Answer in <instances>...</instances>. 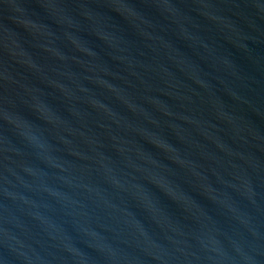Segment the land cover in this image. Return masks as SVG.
Wrapping results in <instances>:
<instances>
[{
  "label": "water",
  "instance_id": "1",
  "mask_svg": "<svg viewBox=\"0 0 264 264\" xmlns=\"http://www.w3.org/2000/svg\"><path fill=\"white\" fill-rule=\"evenodd\" d=\"M0 264H264V0H0Z\"/></svg>",
  "mask_w": 264,
  "mask_h": 264
}]
</instances>
